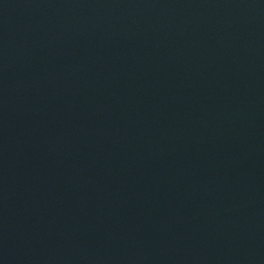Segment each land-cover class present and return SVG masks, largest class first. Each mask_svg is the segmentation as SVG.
I'll use <instances>...</instances> for the list:
<instances>
[{"label":"water","instance_id":"95a60500","mask_svg":"<svg viewBox=\"0 0 264 264\" xmlns=\"http://www.w3.org/2000/svg\"><path fill=\"white\" fill-rule=\"evenodd\" d=\"M0 264H264V0H0Z\"/></svg>","mask_w":264,"mask_h":264}]
</instances>
